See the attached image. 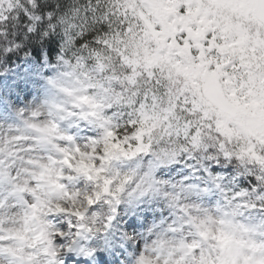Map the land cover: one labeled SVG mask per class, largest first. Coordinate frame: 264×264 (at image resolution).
<instances>
[{
	"label": "clouds",
	"instance_id": "9594fccd",
	"mask_svg": "<svg viewBox=\"0 0 264 264\" xmlns=\"http://www.w3.org/2000/svg\"><path fill=\"white\" fill-rule=\"evenodd\" d=\"M0 264H264V0H0Z\"/></svg>",
	"mask_w": 264,
	"mask_h": 264
}]
</instances>
